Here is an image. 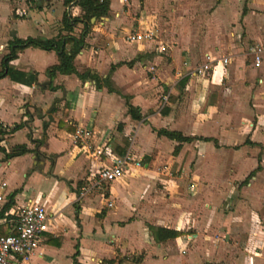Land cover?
Instances as JSON below:
<instances>
[{"label": "crops", "instance_id": "obj_1", "mask_svg": "<svg viewBox=\"0 0 264 264\" xmlns=\"http://www.w3.org/2000/svg\"><path fill=\"white\" fill-rule=\"evenodd\" d=\"M44 1L33 6L32 27L5 17L0 62L13 36L80 35L81 23L62 29L65 12L81 15L77 5ZM109 1L108 14L92 19L74 66L79 74L108 75L114 91L74 73L50 79L45 71L57 55L36 47L10 61L35 71L36 83L0 79V181L6 183L0 231L8 232L12 214L29 201L44 204L51 218L39 253L12 264H264V50L256 63L245 45L264 43V0H175L182 12L176 41L190 53L193 46L184 44L195 41L196 21L205 20L200 53L220 55L208 77L163 69L159 54L166 48L156 33L130 47L126 35L134 29L124 21L122 1ZM126 101L141 119L127 113ZM160 129L191 140L178 142ZM20 144L30 151L7 158ZM128 149L142 166L91 187L95 171L110 162L107 153ZM157 227L178 235L157 239Z\"/></svg>", "mask_w": 264, "mask_h": 264}, {"label": "trees", "instance_id": "obj_2", "mask_svg": "<svg viewBox=\"0 0 264 264\" xmlns=\"http://www.w3.org/2000/svg\"><path fill=\"white\" fill-rule=\"evenodd\" d=\"M65 6L77 5L81 10V15L79 17H72L67 12L63 14L62 24L63 30L70 32L77 23L82 24V30L79 36H73L71 34H61L58 33L55 39H47L42 37H26L24 39L13 36L11 40L8 41V52L2 57L0 62V79L8 76L11 80L19 82L25 85H31L36 83L35 71L24 72L18 70L10 65V61L17 57V54L27 47H36L43 50H53L55 51L58 59V63L48 67L45 71L46 75L52 79L56 73L61 74H77L81 79L90 78L94 80L96 87L100 88L105 86L108 91H114L109 76L100 77L97 74L90 73L89 71L79 74L74 66V58L78 52L85 47V36L88 33L89 27L92 24V19L97 20L108 14L110 1L109 0H63ZM37 7H39L38 0L36 1ZM66 44H71L69 49H66ZM186 81V77H183L180 82L183 84ZM127 113L133 119H141L142 115L138 107H134L128 101H126ZM22 123L14 124L10 128V132L16 131L22 127ZM158 134L167 136L170 139L176 140L178 142L190 141L191 138L183 136L180 132L175 130L160 129L157 131ZM5 132L0 129V141L2 135ZM1 149V148H0ZM5 151L4 149H1ZM30 150L25 146V144H20L12 147L6 157L10 158L13 156L21 155ZM11 201L6 205L9 207ZM9 232V230H8ZM8 232L1 230L0 234L7 235ZM178 232L169 230L162 227H157L154 229V236L157 239L175 237Z\"/></svg>", "mask_w": 264, "mask_h": 264}, {"label": "built area", "instance_id": "obj_3", "mask_svg": "<svg viewBox=\"0 0 264 264\" xmlns=\"http://www.w3.org/2000/svg\"><path fill=\"white\" fill-rule=\"evenodd\" d=\"M155 37V31L147 26H138L131 30L126 35V40L129 43H139L150 41ZM264 50V43L259 44L251 49L255 53V62H259L258 53ZM221 61L227 64L228 59L222 58ZM218 60L209 58L207 62L202 64L195 73L197 75L208 77ZM167 96H162L165 101ZM104 151V148H98L95 151V156L99 157ZM108 156L110 162L107 165H102L93 174L91 187L102 188L111 183L121 175L130 174L135 169L142 166L141 160L137 159L130 149L122 155L109 151ZM6 183L0 181V200L4 198ZM10 221L9 232L7 235H0V264H12V259L20 257L21 259L28 258L31 255L37 254L41 236L49 231L51 218L47 213L45 205L39 202L29 201L27 205L15 210ZM93 264H119L110 261H98Z\"/></svg>", "mask_w": 264, "mask_h": 264}, {"label": "rangeland", "instance_id": "obj_4", "mask_svg": "<svg viewBox=\"0 0 264 264\" xmlns=\"http://www.w3.org/2000/svg\"><path fill=\"white\" fill-rule=\"evenodd\" d=\"M58 0H55L57 2ZM119 1V0H118ZM122 13L124 16V21L129 23L130 29H135L137 25V20L142 16H145V24L151 29H153L157 35V39L163 40L164 47L166 50L164 53H160L161 56L159 61L160 66H164L163 69L170 71L172 68V73L175 74L178 69L193 70L196 71L202 64L208 61L209 58L217 59L220 56L218 54L204 55L200 53V49L206 45L204 43V35L206 33V24L203 17L196 21V27L193 24V33L195 34V41L192 44H184L189 47L193 46V53H190L189 49H184L177 40L178 35L181 32V13L180 9L175 5V0H121ZM120 2V1H119ZM3 4L0 9V24L5 22L6 18H20L25 23H30L32 27L33 16L32 10L33 6H36V0H0ZM45 1L40 0V5L44 6ZM40 9V8H39ZM183 11V10H182ZM149 14V15H147ZM155 16V17H154ZM28 20V21H26ZM24 23V24H25ZM78 24V23H77ZM76 24V25H77ZM188 28V27H187ZM8 33V32H7ZM188 33V32H187ZM125 41V40H124ZM142 43V42H139ZM238 45L243 46L241 42H237ZM226 44H221L224 47ZM236 45V44H235ZM247 50L251 51L252 48L257 46L256 43L245 44ZM129 46V45H128ZM137 47L138 45L131 44L130 47ZM142 47V46H141ZM147 48V47H145ZM157 54V53H153ZM174 55V57H173ZM157 66V65H156ZM159 66V65H158ZM148 76L151 74L147 72ZM87 181H90L88 179Z\"/></svg>", "mask_w": 264, "mask_h": 264}]
</instances>
